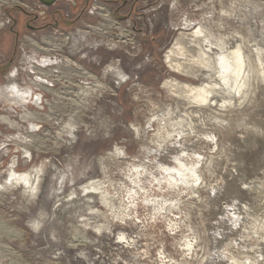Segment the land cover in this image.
<instances>
[{"label": "rangeland", "instance_id": "374dc122", "mask_svg": "<svg viewBox=\"0 0 264 264\" xmlns=\"http://www.w3.org/2000/svg\"><path fill=\"white\" fill-rule=\"evenodd\" d=\"M74 1L0 0V264H264V0Z\"/></svg>", "mask_w": 264, "mask_h": 264}, {"label": "bare ground", "instance_id": "6f19581e", "mask_svg": "<svg viewBox=\"0 0 264 264\" xmlns=\"http://www.w3.org/2000/svg\"><path fill=\"white\" fill-rule=\"evenodd\" d=\"M103 10L104 9H102L101 8V11H100V14L106 19V23H108V24H112V20L110 19V17H109V14L108 13H105V14H103ZM105 11V10H104ZM105 23V24H106ZM199 33V32H198ZM43 40L44 41H46V40H51V38H43ZM32 42V44L34 45V46H37L36 45V42L35 41H31ZM180 41H179V39H177V41L174 43V45H173V47H172V49H170L167 53H166V55H165V60H166V62H167V64H168V66L171 68V69H176L177 68V65H179V64H177L176 63V58H175V56H176V54H177V50L180 48ZM237 57H238V61H240L241 60V58H242V56H241V51H240V49H238L237 50ZM46 62H44V63H42V64H40V66L39 67H36V70H37V72L38 73H40V74H42V75H44V76H49V75H52L54 72H56V71H53L51 68L50 69H48V70H43V68L44 67H48V66H50V65H52L53 64V61L52 60H49V59H44ZM71 65H78V64H76V63H74V62H72V61H70V60H66L65 61V63L63 64V66H64V68H66V70H67V68H70V66ZM61 68V67H60ZM59 68V69H60ZM85 77H88V78H92L93 77V75L88 71V70H86L83 66L81 67L80 65H79V68L78 67H76ZM57 69V68H56ZM63 69V68H62ZM55 70V69H54ZM65 70V71H66ZM111 70H117V68L115 67H113V68H111ZM62 71V73H63V70H61ZM57 73V72H56ZM60 73V72H59ZM94 78V77H93ZM180 82H177L176 80H175V82L174 83H171L170 85H176V84H179ZM165 85H169V83L168 82H166V84ZM40 87V88H39ZM39 87L37 86L36 88H39V89H42V90H44V91H51V92H54L48 85H46V84H42V85H39ZM195 89H197L198 90V96H197V98H199L200 100H204L205 99V97L207 96V94H206V89H204L203 87H201V88H195ZM33 87L32 86H29V87H24V88H21L19 85H16V84H14V85H11V86H8V87H6L5 89H0V102H2V103H6V104H9V105H17V106H22V105H24V106H26V104L29 102V100L31 99L30 97V95H31V93L33 92ZM41 99H40V97H37L36 98V101H35V103L34 104H39L41 101H40ZM8 106V105H7ZM50 107L51 108H53V107H55V105H50ZM55 115V112H53V111H51L50 112V115H49V117L51 116V117H53ZM42 116V115H41ZM21 117L23 118H28V117H30V118H33V119H38L39 117H40V114L39 113H31V112H26V113H24V114H22L21 115ZM48 118V117H47ZM28 120V119H27ZM0 121H2V122H4V123H6V124H8V125H10L11 127H15V128H20L19 127V124L18 123H16L15 121H13V120H11L10 119V117H7V116H1L0 117ZM36 121V120H35ZM33 127V126H32ZM25 154L26 155H24V156H27V157H31V152H29V151H25ZM173 169H174V171H173ZM172 169V171L174 172V173H179V175H183V173L184 172H182V170L181 169H177V168H173ZM171 170V169H170ZM10 172H9V177L7 178V182H6V184H9V183H11V182H17L18 184H23V185H25V186H28V187H30V188H34V185H35V183L38 181V179H37V176L35 175V174H33L34 173V171H27V172H25V173H16L15 171H13V170H9ZM172 171H170V172H172ZM37 174V173H36ZM170 174H172V178L175 180V177L173 176V173H170ZM9 182V183H8ZM39 183V182H38ZM89 184H86V185H83V188H88V187H91V186H93V183H90V182H88ZM2 188V187H1ZM31 189V190H32ZM91 190H94V189H91ZM88 191V190H87ZM85 192H86V190H85Z\"/></svg>", "mask_w": 264, "mask_h": 264}, {"label": "flooded vegetation", "instance_id": "af4514ba", "mask_svg": "<svg viewBox=\"0 0 264 264\" xmlns=\"http://www.w3.org/2000/svg\"><path fill=\"white\" fill-rule=\"evenodd\" d=\"M40 3H41V6L42 7H46V8H52V7H55L57 4H58V2H60V1H67V2H69V3H71V5H72V7H74V9L75 8H77L78 7V4L74 1V0H60V1H58L55 5H53V6H47V5H45V4H43L40 0H38ZM55 13H58V15L59 16H57V15H55V14H53L52 16H51V21L50 22H48L46 25H42V26H36L35 25V22L36 21H38V19L40 18H42V17H40L38 14H34V17L31 19V21L29 22V23H27L26 25H27V27L29 28V29H31V30H34V31H38V30H43V29H47L48 27H50V26H52V25H54V26H56V27H60L61 25H60V20H62V21H70L72 24L73 23H75V22H77L79 19H80V17H81V15H80V13H78V15L76 16V17H74V16H64L63 14H61V11L59 10V9H57L56 11H55ZM69 22V23H70ZM28 41L32 44V42L31 41H34V40H32V39H28ZM12 62V61H11ZM44 62H46L45 60H43V63ZM40 66V65H39ZM34 71H36L37 72V70H36V67H34ZM15 74V73H14ZM34 82L35 81H33V84H34ZM14 84H16V85H18V83H12V84H10V85H14ZM10 85H6L5 87H2V88H0V89H5L6 87H8V86H10ZM29 87V86H28ZM33 87V86H32ZM34 88H36V87H33V89ZM34 91V90H33ZM33 93V92H32ZM32 93H31V95L30 96H32ZM31 98V97H30ZM0 103H2V102H0ZM17 106V105H16ZM26 107V106H25ZM26 109H27V107H26ZM10 116V115H9ZM19 117H21V116H19ZM19 124V123H18Z\"/></svg>", "mask_w": 264, "mask_h": 264}, {"label": "water", "instance_id": "95a60500", "mask_svg": "<svg viewBox=\"0 0 264 264\" xmlns=\"http://www.w3.org/2000/svg\"><path fill=\"white\" fill-rule=\"evenodd\" d=\"M43 4H45V5H47V6H53V5H55L58 1H60V0H40ZM37 97H40V99H41V95H38V96H36V98ZM36 98H35V101H36ZM35 101H34V103H35ZM41 101V100H40ZM35 105H37V104H35ZM39 105V104H38Z\"/></svg>", "mask_w": 264, "mask_h": 264}, {"label": "crops", "instance_id": "0c3cea01", "mask_svg": "<svg viewBox=\"0 0 264 264\" xmlns=\"http://www.w3.org/2000/svg\"><path fill=\"white\" fill-rule=\"evenodd\" d=\"M32 83H33V81H32ZM11 86V85H10Z\"/></svg>", "mask_w": 264, "mask_h": 264}, {"label": "built area", "instance_id": "2783aa9c", "mask_svg": "<svg viewBox=\"0 0 264 264\" xmlns=\"http://www.w3.org/2000/svg\"><path fill=\"white\" fill-rule=\"evenodd\" d=\"M110 17V16H109Z\"/></svg>", "mask_w": 264, "mask_h": 264}]
</instances>
